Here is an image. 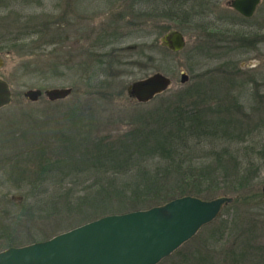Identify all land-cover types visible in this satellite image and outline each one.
Returning <instances> with one entry per match:
<instances>
[{
  "label": "trees",
  "instance_id": "1",
  "mask_svg": "<svg viewBox=\"0 0 264 264\" xmlns=\"http://www.w3.org/2000/svg\"><path fill=\"white\" fill-rule=\"evenodd\" d=\"M159 1L163 0H151L153 4ZM166 1L168 9H172V4L177 6L176 1ZM197 1L199 5L204 4L203 0H182L180 3L189 21H199L196 20L199 15L193 12ZM17 2L0 0V9H9ZM154 13L157 10L152 13L157 18ZM61 16L62 21L65 20V14ZM49 18L50 15L23 16L15 10L6 15L0 13V54L15 53L28 58L18 66L22 73L20 78L31 76L37 70L45 79L76 71L80 73L77 83L88 88L87 95L110 90L113 77L99 73L100 69L111 67L115 58L114 51L101 44L109 36L97 35V45L80 52L79 58L83 60L73 66L62 54V47L46 52L67 39L66 32L53 29L55 23ZM206 30L210 35L207 37H219L220 44L242 42L249 36L220 28ZM203 89L199 84L177 91L160 105L136 115L125 130L95 136L90 131L78 130L71 143L64 144L57 154L47 142L23 149L5 148V151L2 146L0 173L15 189L24 190L25 194L20 196L22 202L36 205L22 207L20 212L13 214L0 210V252L24 246L25 242H28L26 245L36 242L27 228L30 223L56 222L68 216L66 228L70 230L91 219L146 210L183 196L207 200L218 195H237L235 204L247 202L250 197L247 194L252 192L248 189L252 188L259 171L252 157L253 147L249 150L243 147L252 134L250 125L240 127L241 132H238L237 123L234 128L229 127L220 107L214 112L204 100L200 101ZM233 105L242 108L237 98ZM13 126L9 123V128ZM258 126V123L251 125L252 129ZM6 131L0 128V140L11 136L12 132ZM53 154L55 158H50ZM257 154L258 159L261 157L259 161L264 160V149ZM24 187L30 190L25 191ZM60 190L65 191L64 194H58ZM51 191H55L56 196L45 200ZM30 199L33 202L28 203ZM238 214L232 215L229 223L223 222L218 231L211 234L214 239L217 237L214 244L234 236L223 264H264V247L254 249L257 235L251 226L239 223ZM21 231L26 234L24 241L16 234ZM182 257L188 261L194 256Z\"/></svg>",
  "mask_w": 264,
  "mask_h": 264
},
{
  "label": "rangeland",
  "instance_id": "2",
  "mask_svg": "<svg viewBox=\"0 0 264 264\" xmlns=\"http://www.w3.org/2000/svg\"><path fill=\"white\" fill-rule=\"evenodd\" d=\"M173 1H176L177 6L172 4V9H168L166 0L155 4L151 0H18L9 9L1 8L0 13L3 15L10 10L23 16L50 15L49 19L55 23L53 29L66 32L67 39L56 48L49 47L46 52L62 47V54L73 66L83 60L79 58L80 52L97 45L95 39L101 33L109 36L101 44H106L107 50H113L115 58L111 67L99 71L102 76L113 77V87L87 95L88 88L77 83L80 73L76 71L45 79L37 70L31 76L20 78L22 73L18 71V66L28 58L15 53L0 54V79L9 84L12 93L10 104L0 109V128L13 133L12 137L6 136L0 140V151L2 146L5 151V148L23 149L31 144L47 142L57 154L63 146L71 143L72 136L78 130L90 131L94 136L97 133L125 130L136 115L160 105L177 91L201 84L204 89L201 90L203 97L200 101L204 100L214 112L220 107L229 127L234 128V123H237L238 132H241L240 127L250 125L252 134L243 147L248 150L253 147L252 157L259 171L252 188L248 189V192H252L247 194L250 195L247 202L235 204L237 195L211 198L228 196L233 201L222 209L213 222L202 227L191 240L159 264H223L234 236L225 237L220 243L214 244L217 237L214 239L211 234H215L223 222L229 223L237 212L239 223L251 226L257 235L254 249L257 246L264 247V198L261 191L264 186V160L259 161L261 157L257 158V152L264 149V0H261L250 19L241 17L229 8L230 0H203L202 5L197 1L193 12L199 15L200 18L196 19L199 21L186 18L180 7L182 0ZM154 10H157L154 13L158 15L157 18L152 16ZM61 14H65L63 21ZM206 28H220L249 36L247 40L243 38L242 42L220 44L219 37H207L210 35ZM172 30L180 31L185 38V47L178 53L167 51L161 45L162 36ZM50 59L53 60V57ZM154 73L171 80L166 92L144 104L127 96L130 84ZM182 73L188 76L184 84L180 83ZM55 88H71L72 93L66 99L55 102L49 101L44 95L34 103L23 97L27 90L44 92ZM234 98L241 104V109L233 105ZM9 123L14 126L9 128ZM257 123L259 126L252 129L251 125ZM5 178L0 173V210H9L13 214L20 212L22 207H32V204L21 201L24 190L15 189ZM64 192L60 190L58 194ZM54 196L55 191H51L45 200ZM66 217L56 220L58 223L50 220L38 222V225L28 224L27 228L36 241L34 243L69 231ZM16 234L22 236L20 240H25L24 231ZM183 255L194 257H188L189 260L185 261Z\"/></svg>",
  "mask_w": 264,
  "mask_h": 264
},
{
  "label": "water",
  "instance_id": "3",
  "mask_svg": "<svg viewBox=\"0 0 264 264\" xmlns=\"http://www.w3.org/2000/svg\"><path fill=\"white\" fill-rule=\"evenodd\" d=\"M260 3L230 0L228 7L250 19ZM185 44L178 30L161 38L162 47L173 53L182 51ZM187 81L188 76L182 73L180 83ZM170 86L168 77L154 73L130 84L127 96L144 104ZM71 93V88L27 90L23 97L34 103L44 95L55 102ZM11 100L9 84L0 79V109ZM261 191L264 198V186ZM232 201L228 196L211 200L183 196L146 210L104 216L42 242L7 248L0 252V264H159L213 222Z\"/></svg>",
  "mask_w": 264,
  "mask_h": 264
}]
</instances>
